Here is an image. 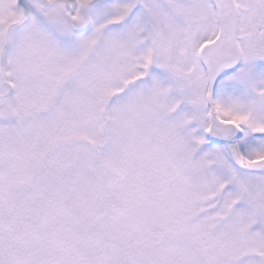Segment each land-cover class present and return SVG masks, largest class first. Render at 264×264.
Listing matches in <instances>:
<instances>
[{
  "label": "snow or ice",
  "instance_id": "snow-or-ice-1",
  "mask_svg": "<svg viewBox=\"0 0 264 264\" xmlns=\"http://www.w3.org/2000/svg\"><path fill=\"white\" fill-rule=\"evenodd\" d=\"M0 264H264V0H0Z\"/></svg>",
  "mask_w": 264,
  "mask_h": 264
}]
</instances>
